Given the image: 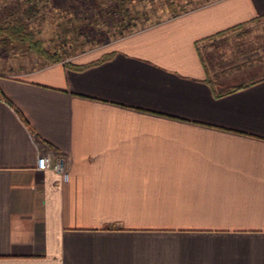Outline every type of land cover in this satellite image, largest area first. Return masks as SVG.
Masks as SVG:
<instances>
[{"label": "crops", "instance_id": "obj_1", "mask_svg": "<svg viewBox=\"0 0 264 264\" xmlns=\"http://www.w3.org/2000/svg\"><path fill=\"white\" fill-rule=\"evenodd\" d=\"M261 17L212 0L0 72V264H264V57L210 52Z\"/></svg>", "mask_w": 264, "mask_h": 264}, {"label": "rangeland", "instance_id": "obj_2", "mask_svg": "<svg viewBox=\"0 0 264 264\" xmlns=\"http://www.w3.org/2000/svg\"><path fill=\"white\" fill-rule=\"evenodd\" d=\"M209 1L0 0V25L20 23L34 40L0 36V72L38 69L53 63L47 56L68 61ZM210 52L219 61L240 53L249 60L264 57V17L228 32Z\"/></svg>", "mask_w": 264, "mask_h": 264}, {"label": "trees", "instance_id": "obj_3", "mask_svg": "<svg viewBox=\"0 0 264 264\" xmlns=\"http://www.w3.org/2000/svg\"><path fill=\"white\" fill-rule=\"evenodd\" d=\"M2 35L9 36L10 38L13 37V38L20 39V40H27L31 43H34L33 34L31 32H26L20 23L6 25V26L0 25V36ZM46 58L51 62L60 61L59 56H54L51 58L50 56L49 57L47 56Z\"/></svg>", "mask_w": 264, "mask_h": 264}, {"label": "built area", "instance_id": "obj_4", "mask_svg": "<svg viewBox=\"0 0 264 264\" xmlns=\"http://www.w3.org/2000/svg\"><path fill=\"white\" fill-rule=\"evenodd\" d=\"M36 167L41 170H53L55 172H62L64 169V162L62 158L51 154H42L37 157Z\"/></svg>", "mask_w": 264, "mask_h": 264}]
</instances>
